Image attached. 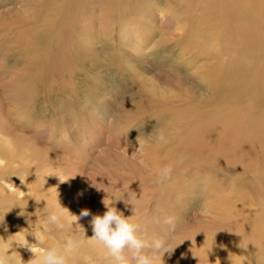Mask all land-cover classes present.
I'll return each instance as SVG.
<instances>
[{"label": "bare ground", "instance_id": "obj_1", "mask_svg": "<svg viewBox=\"0 0 264 264\" xmlns=\"http://www.w3.org/2000/svg\"><path fill=\"white\" fill-rule=\"evenodd\" d=\"M155 2L163 5L164 10L158 12ZM36 7L42 12L31 15L25 0H19L18 6L0 11V49L26 58L25 66L32 73L29 79L24 76L14 81L8 79L6 85L11 90L5 87L7 99L0 100V219L4 218L0 239L7 240L12 235L10 239L15 238L17 232L25 231V238L28 244H34L35 252L53 242L54 237L47 235L36 239L31 225L34 229L39 227V209L46 205V201L36 200L47 198L52 202L57 194L61 206L79 218L73 227L78 223L85 236L92 237L90 221L94 215L103 214L105 191H88L83 173L77 176L70 167L75 159L60 160L51 148L44 146L42 136H53L65 125L54 119L34 120L33 113L41 102L32 85L44 86L54 73L76 75L79 64L87 60L93 66L102 64L96 37L103 40L107 62L118 63L122 70L126 65L123 51L129 50L135 39L143 42L155 39L157 28L150 22H157L162 16L165 24L162 29L169 28L167 24H176L180 33L160 35L157 40H174L183 56L189 54L184 63L191 66L190 76L203 83L205 91L196 94L187 89L176 74L172 77L173 84H169L172 90L164 91L149 77L128 71L131 82L148 99L154 94L163 98L160 109L171 121L168 128L164 126L158 131L164 134L166 142L144 146L151 171L137 173L127 167V173L115 170L119 180L116 186L141 188L145 197L133 196L130 202L139 200L143 212L149 203V211L160 206L169 209L174 193L195 188L198 181L204 183L203 191L210 194L212 202L206 207L219 221L228 224L225 226H230L227 233H233L230 245L233 255L226 241L219 243L227 246H219L214 233H210L213 249L224 250L237 262L248 259L264 264V0H34L32 9ZM110 27L116 29V35L110 33ZM115 41L117 46L113 50ZM158 43L154 40V45ZM72 87L69 91L76 90ZM170 129L173 131L168 132ZM164 164L172 165L173 172L170 179L158 183L154 173ZM208 178L212 181L205 184L204 179ZM113 183L104 184V188L107 190ZM235 188L243 190L235 195ZM97 201L96 213L91 215L90 209ZM13 202L26 205L23 214L18 206L10 209ZM125 207L123 214L133 215V206L127 203ZM83 209L89 211L88 216L80 217ZM4 212L7 213L3 216ZM165 226L143 227L142 235H161ZM190 246L184 239L180 248ZM12 251L23 261L33 256L27 245L17 242L9 249Z\"/></svg>", "mask_w": 264, "mask_h": 264}, {"label": "rangeland", "instance_id": "obj_2", "mask_svg": "<svg viewBox=\"0 0 264 264\" xmlns=\"http://www.w3.org/2000/svg\"><path fill=\"white\" fill-rule=\"evenodd\" d=\"M18 3L19 0H0V11L18 6ZM25 3L31 15L36 11L42 12L37 7L32 9L34 0H25ZM155 3L157 4V2ZM162 10H164L163 5H160L158 12ZM156 20L157 22H150L152 27L157 28L155 39L152 41L144 40L143 42V39L134 38L132 44L138 47L136 48L138 50L130 44V49L127 48L126 51H123V62L124 65L126 64V67H123L124 70H121L118 63L110 64L107 62V55L102 50L103 40L96 37L95 46L99 51L98 59L102 64L93 66L87 60L79 64L78 70L80 71L77 70L76 75L54 73L51 75L52 78L49 76L51 79L46 81L48 83L44 86L32 85L33 88L37 89L36 94L40 97V104H42H39L40 107H37V112L33 113L34 120L50 121L54 119L56 123L62 122L63 126L68 127L65 129L66 127L62 126L67 135L62 127L53 136L43 135L41 139L44 146L51 148L54 156L60 160L63 158L69 159L70 157L75 159V164L70 163V167L77 172V176H81V173H83L88 182V191L98 193L97 190L104 188V184H111L118 180L117 175L114 174L115 170L120 173L123 171L127 173L128 169H125L127 167L130 168V171L137 173L151 171L148 165L150 161H146V148L144 146L150 143L157 144L154 139L150 140V138H154L162 127L165 126L164 129L168 128V123L171 121V118L168 119L164 115V111L160 109L163 98L154 94L152 99H148V96H145L146 93L138 90L136 84L131 82L130 72L128 71H134L144 78L149 77V81L156 82L160 86L158 88L164 91L170 92L172 90L169 84H173L171 82L175 74L180 75L181 81L187 84V89H192L196 94L197 91H205L204 84L198 83L190 76L191 66L184 63V57H188L189 54L183 56L180 46L176 45L174 40L166 42L157 40V37L164 34L178 35L180 33L178 25L167 24L166 26L170 25V27L162 29L165 25L162 16ZM110 33L113 36L116 35V29L111 28ZM154 40L159 41V43L154 45ZM116 44L117 41L114 43L113 50H115ZM26 64V58L21 57L14 51L0 49V100L5 101L8 96L5 93H7V90H11L6 85L8 79L14 81L20 76H24L25 79L32 77V73L27 71ZM134 66L135 68H133ZM127 67L129 70H127ZM72 82L75 84L72 85ZM70 84L71 86H69ZM5 87H7V90L4 91ZM70 87L76 90L69 91ZM45 90L49 92L46 93ZM177 101L176 99L173 103L175 104ZM43 107L46 109L43 110ZM29 128H32V126L30 125ZM69 128L72 132L69 131ZM172 131V129L168 130V132ZM170 135L172 134L167 136ZM65 136L67 140L64 139ZM68 139L71 141L69 142ZM57 141L58 143H56ZM74 151L77 152L76 156L72 155ZM141 158L145 164L147 163V167L138 163ZM204 181L205 184H210L212 180L208 178ZM203 185L204 183L198 181L195 188L189 187L174 193L171 198L172 205L169 209L160 206L153 211H149L150 203H146L147 210L141 212L144 214L139 218L142 228H153L154 225L159 227V224H164L163 219L165 216L175 217L178 234L173 237V243L176 241L179 245L170 256L165 254L163 257L164 264H244V262L256 264L253 260L248 259L237 262L238 260H234L233 256L224 254V250L213 249L214 243L210 241V233H214L218 239L216 241L217 245L227 246L222 244L226 241L229 248L232 244L233 233H227L230 226H225L228 224L223 220L219 221L216 214L209 207H206L207 203L211 204L212 202L210 194L204 193ZM7 187L13 188V185H7ZM108 187L112 189L108 188L106 190L108 194L104 192L106 201L113 196L111 193H114L115 197L120 199L114 200L113 205L122 213L127 210L125 207L127 205L126 200H131L133 196L134 199L145 197V193L139 187L125 188L126 186H119L120 188L115 192L112 185ZM242 190L243 188H235L233 192L237 195ZM237 191L239 192L237 193ZM234 194L231 199H233ZM208 196L209 198H207ZM97 203L99 201L95 202L90 209L91 215L96 213ZM222 213L223 211L220 213L221 219H223ZM123 215L125 217L130 216V214ZM194 217H198L195 223H193ZM223 226L224 230L222 231ZM161 235H168L167 225ZM184 239L191 243L189 248H180ZM214 250L217 252L215 253ZM230 253H234L232 248H230Z\"/></svg>", "mask_w": 264, "mask_h": 264}, {"label": "clouds", "instance_id": "obj_3", "mask_svg": "<svg viewBox=\"0 0 264 264\" xmlns=\"http://www.w3.org/2000/svg\"><path fill=\"white\" fill-rule=\"evenodd\" d=\"M152 139L156 143L166 142L162 132L157 133L154 138H150V140ZM142 155L141 150V157ZM138 163L147 167L142 158L138 160ZM172 172L173 166L164 164L154 174L157 176L158 183H163L171 178ZM117 182L119 181L112 185L114 192L120 188L116 186ZM100 189L108 194L105 188ZM78 195H82V193H78ZM57 196L52 202H49L47 198L40 200L34 198L37 202L46 201V205L42 210L39 209V227L34 229L31 225V232L36 239L47 235L54 237L53 242L42 246L39 252H35L33 251L34 244H28L25 238V231L17 232L16 234L19 235L15 238L10 239L13 237L12 235L7 240L0 239V264H164L165 254L170 256L179 245L173 243V237L178 234L175 217L165 216L163 219V223L168 226V235L151 237L142 235V227L139 222L142 214L140 211L141 202L139 200L130 202L129 199L127 203L133 206V215L125 217L113 205L114 200L120 199L116 198L114 194L107 201L103 200L106 211L102 215L97 214L92 217L90 224L93 235L90 238L86 237L84 229L78 223L73 227L74 222L79 218L62 207ZM14 206L21 209V214L24 213L26 205L22 207L19 202H13L10 209ZM7 212H4L3 216ZM88 215L87 209L81 210L80 217ZM197 219L198 217H194L193 223ZM3 221L4 218L0 219V224ZM13 242L27 245L33 253L32 258L23 261L16 251L9 252Z\"/></svg>", "mask_w": 264, "mask_h": 264}]
</instances>
